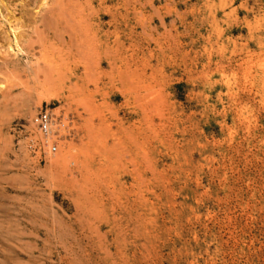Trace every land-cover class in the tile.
Here are the masks:
<instances>
[{"label":"rangeland","instance_id":"374dc122","mask_svg":"<svg viewBox=\"0 0 264 264\" xmlns=\"http://www.w3.org/2000/svg\"><path fill=\"white\" fill-rule=\"evenodd\" d=\"M0 264H264V0H0Z\"/></svg>","mask_w":264,"mask_h":264},{"label":"built area","instance_id":"2783aa9c","mask_svg":"<svg viewBox=\"0 0 264 264\" xmlns=\"http://www.w3.org/2000/svg\"><path fill=\"white\" fill-rule=\"evenodd\" d=\"M34 134L29 140V146L35 153L55 154L64 137L71 135L74 120L63 113H56L54 109L45 105L33 118Z\"/></svg>","mask_w":264,"mask_h":264},{"label":"bare ground","instance_id":"6f19581e","mask_svg":"<svg viewBox=\"0 0 264 264\" xmlns=\"http://www.w3.org/2000/svg\"><path fill=\"white\" fill-rule=\"evenodd\" d=\"M77 1H78V0H77ZM82 1H83V0H82ZM118 2H119V1H118ZM76 3H77V2H76ZM89 3H90V2H89ZM91 4H92V3H91ZM78 5H79V4H78ZM81 5H82V3H81ZM99 5H100V4H99ZM58 6H59V5H58ZM87 6H88V5H87ZM89 7H90V6H89ZM99 7H100V6H99ZM56 8H57V7H56ZM102 8H103V7H102ZM59 9H60V8H59ZM63 9H64V8H63ZM70 9H71V8H70ZM97 9H98V8H97ZM49 10H50V8H49ZM71 10H72V9H71ZM74 10H75V9H74ZM76 10H77V9H76ZM82 10H83V9H82ZM92 10H93V9H92ZM55 11H57V10H55ZM58 11H59V10H58ZM89 11H90V10H89ZM105 11H106V10H105ZM78 12H80V11H78ZM80 13H81V12H80ZM49 14H50V13H49ZM51 14H52V13H51ZM72 15H73V14H72ZM72 15H71V16H72ZM88 15H90V14H88ZM88 17H89V16H88ZM43 18H44V17H43ZM43 18H42V19H43ZM70 18H71V17H70ZM72 19H73V18H72ZM82 19H83V18H82ZM82 19H81V20H82ZM88 19H89V18H88ZM79 20H80V19H79ZM83 20H84V19H83ZM83 20H82V21H83ZM93 20H94V19H93ZM38 21H39V20H38ZM62 21H63V20H62ZM66 21H67V20H66ZM66 21H65V22H66ZM84 21H85V20H84ZM39 22H40V21H39ZM80 22H81V21H80ZM80 22H78V23H80ZM67 23H68V22H67ZM93 23H94V22H93ZM38 24H40V23H38ZM54 24H56V22H55ZM59 24H60V23H59ZM85 25H87V24H85ZM99 25H100V24H99ZM47 26H48V25H47ZM66 26H67V25H66ZM79 26H81V25H79ZM83 26H84V25H83ZM49 27H50V26H49ZM79 28H80V27H79ZM81 28H82V27H81ZM81 28H80V29H81ZM85 28H86V27H85ZM33 29H34V28H33ZM71 29H72V28H71ZM82 29H83V28H82ZM82 29H81V30H82ZM45 30H46V29H45ZM62 30H63V29H62ZM65 30H66V29H65ZM85 30H86V29H85ZM54 31H55V30H54ZM77 31H78V30H77ZM36 32H37V31H36ZM38 32H39V31H38ZM38 32H37V33H38ZM50 32H51V31H50ZM55 32H56V31H55ZM71 32H72V31H71ZM78 32H79V31H78ZM78 32H77V33H78ZM83 32H84V31H83ZM92 32H93V31H92ZM63 33H64V31H63ZM63 33H62V34H63ZM53 34H54V33H53ZM56 34H57V33H56ZM42 35H43V34H42ZM60 35H61V34H60ZM67 35H68V34H67ZM87 35H88V33H87ZM15 36H16V35H15ZM43 36H44V35H43ZM43 38H44V37H43ZM61 38H62V37H61ZM47 39H49V38H47ZM90 39H91V38H90ZM36 40H38V39H36ZM42 40H43V39H42ZM66 40H67V39H66ZM69 40H70V39H69ZM76 40H77V39H76ZM92 40H93V38H92ZM40 41H41V40H40ZM70 41H71V40H70ZM77 41H78V40H77ZM90 41H91V40H90ZM32 42H33V41H32ZM73 42H74V41H73ZM73 42H72V43H73ZM84 42H85V41H84ZM86 42H87V41H86ZM56 43H57V42H56ZM74 43H75V42H74ZM106 43H107V42H106ZM33 44H34V43H33ZM65 44H66V43H65ZM98 44H99V43H98ZM103 44H104V43H103ZM17 45H18V44H17ZM31 45H32V44H31ZM38 45H39V44H38ZM44 45H45V44H44ZM29 46H30V45H29ZM39 46H40V45H39ZM39 46H38V47H39ZM45 46H46V45H45ZM52 46H53V45H52ZM64 46H65V45H64ZM99 46H100V45H99ZM54 47H55V46H54ZM71 47H72V46H71ZM83 47H84V46H83ZM18 48H19V47H18ZM28 48H29V47H28ZM47 48H48V47H47ZM69 48H70V47H69ZM105 48H107V47L105 46L104 49H105ZM42 49H43V48H42ZM48 49H49V48H48ZM48 49H47V50H48ZM90 49H91V48H90ZM92 49H93V48H92ZM102 49H103V48H102ZM104 49L102 50L103 52H104ZM17 50H18V49H17ZM23 50H24V49H23ZM23 50H22V51H19V52H23ZM25 50H26V49H25ZM37 50H38V49H37ZM78 50H79V48H78ZM85 50H86V49H85ZM87 50H88V49H87ZM100 50H101V49H100ZM26 51H27V50H26ZM32 51H33V50H32ZM63 51H64V50H63ZM65 51H66V50H65ZM65 51H64V52H65ZM95 51H96V50H95ZM105 51H106V50H105ZM72 52H73V51H72ZM29 53H31V52H29ZM32 53H34V52H32ZM87 53H88V52H87ZM17 54H18V53H17ZM26 54H27V53H26ZM68 54H69V53H68ZM71 54H72V53H71ZM29 55H31V54H29ZM50 55H51V54H50ZM62 55H63V54H62ZM65 55H66V54H65ZM93 55H94V54H93ZM95 55H96V54H95ZM104 55H105V54H104ZM118 55H119V54H118ZM27 56H28V54H27ZM27 56H26V57H27ZM85 56H86V55H85ZM105 56H106V55H105ZM26 57H25V58H26ZM31 57H32V56H31ZM60 57H62V56L60 55ZM27 58H29V57H27ZM65 58H67V57H65ZM92 58H93V57H92ZM95 58H96V57H95ZM115 58H116V56H115ZM18 59H19V58H18ZM36 59H37V58H36ZM67 59H68V58H67ZM84 59H86V58H84ZM84 59H83V60H84ZM132 59H133V58H132ZM39 60H40V59H39ZM52 60H53V59H52ZM54 60H55V59H54ZM68 60H69V59H68ZM97 60H98V59H97ZM27 61H28V59H27ZM35 61H36V60H35ZM56 61H57V60H56ZM98 61H99V60H98ZM109 61H110V60H109ZM120 61H121V60H120ZM25 62H26V61H25ZM47 62H48V60H47ZM92 62H93V61H92ZM4 63H5V62H4ZM22 63H23V62H22ZM26 63H27V62H26ZM50 63H51V62H50ZM53 63H54V62H53ZM98 63H99V62H98ZM20 64H21V63H20ZM39 64H40V62H39ZM56 64H57V63H56ZM65 64H66V63H65ZM23 65H24V64H23ZM37 65H38V64H37ZM37 65H36V66H37ZM44 65H45V64H44ZM47 65H48V64H47ZM53 65H54V64H53ZM85 65H86V64H85ZM51 66H52V63H51ZM25 67H26V66H25ZM42 67H43V66H42ZM53 67L56 68L55 66H53ZM74 67H75V66H74ZM32 68H33V67H32ZM43 68H44V67H43ZM57 68H58V67H57ZM57 68H56V69H57ZM59 68H60V67H59ZM64 68H65V67H64ZM83 68H84V67H83ZM85 68H86V67H85ZM28 69H29V68H28ZM66 69H67V67L65 68V70H66ZM51 70L53 71V68H52ZM61 70H63V69H61ZM61 70H60V71H61ZM70 70H71V69H70ZM86 70H87V69H86ZM102 70H103V69H102ZM54 71H55V74H57V73H56L57 71H56V70H54ZM84 71H85V70H84ZM97 71H98V70H97ZM25 72H26V71H25ZM31 72H32V71H31ZM104 72H105V71H104ZM29 73H30V72H29ZM39 73H40L39 68H38V67L34 68V77H35V78H34V83L29 82V83H31V84H36V85H34L35 87L33 86L34 88L38 87V83L40 82L39 80H40L41 78H40V74H39ZM43 73H44V72H43ZM58 73H59V72H58ZM100 73H101V72H100ZM102 73H103V72H102ZM26 74H27V73H26ZM41 74H42V73H41ZM49 74H52V72H51V71L46 72V76H47V75L49 76ZM78 74H79V73H78ZM24 75H25V74H24ZM28 75H29V74H28ZM72 75H73V74H72ZM101 75H102V74H101ZM46 76H44V78H45ZM48 76L46 77V79L48 78ZM80 76H82V75H80ZM83 76H84V75H83ZM76 77H78L77 74H76ZM85 77H86V76H85ZM103 77H104V76H103ZM39 78H40V79H39ZM86 78H87V77H86ZM30 79H31V78H30ZM55 79H57V77H56ZM58 79H60V78H58ZM58 79H57V80H58ZM75 79H76V78H75ZM81 79H82V78H81ZM99 79H100V76H99ZM102 79H103V78H102ZM42 80H43V79H42ZM86 80H87V79H86ZM32 82H33V80H32ZM41 82H42V81H41ZM43 82H46V81H43ZM49 82H50V81H49ZM49 82H48V83H49ZM57 82H58V81H57ZM46 83H47V82H46ZM50 83H51V82H50ZM52 83H55V82L52 81ZM78 83H79V82H78ZM21 84H22V83H21ZM55 84H56V83H55ZM40 85H41V83H40ZM25 86H26V85H25ZM45 87H46V86H45ZM69 87H70V86H69ZM29 88H30V87H29ZM70 88H71V87H70ZM32 90H33V88L31 89V91H32ZM34 90H35V89H34ZM36 90H37V89H36ZM23 91H24V89H23ZM41 92H42V91H41ZM34 93H35V92H34ZM36 93H37V92H36Z\"/></svg>","mask_w":264,"mask_h":264}]
</instances>
